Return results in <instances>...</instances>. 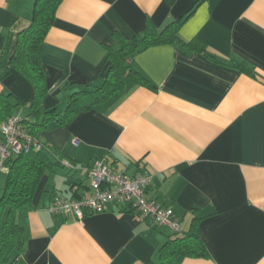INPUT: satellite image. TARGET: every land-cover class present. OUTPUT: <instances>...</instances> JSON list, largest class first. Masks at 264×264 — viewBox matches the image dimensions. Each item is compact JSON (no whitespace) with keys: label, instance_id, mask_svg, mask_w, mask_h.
<instances>
[{"label":"crops","instance_id":"obj_1","mask_svg":"<svg viewBox=\"0 0 264 264\" xmlns=\"http://www.w3.org/2000/svg\"><path fill=\"white\" fill-rule=\"evenodd\" d=\"M197 2L178 31L195 44L153 45L134 55L150 87L126 78L119 96L41 133L59 166L42 178L22 218L26 241L14 264L158 260L172 231L132 209L109 204L78 220L45 208L54 195L78 199L89 191L88 168L97 158L129 175L151 173L147 195L173 208L180 233L196 218L208 257L180 264H264V0H62L39 47L48 85L43 106L62 110L70 92L102 84L105 47L116 31L131 37L147 19L162 29ZM34 3L0 0V53L9 33L29 25ZM1 92L18 104L11 116L28 117L32 87L24 76L11 70Z\"/></svg>","mask_w":264,"mask_h":264},{"label":"trees","instance_id":"obj_2","mask_svg":"<svg viewBox=\"0 0 264 264\" xmlns=\"http://www.w3.org/2000/svg\"><path fill=\"white\" fill-rule=\"evenodd\" d=\"M61 1L35 0L29 25L16 34L9 33L6 45L0 53V80L6 78L11 70H15L31 84L32 98L28 105V117H18L21 128L37 138L44 131L66 126L78 114L92 109L96 104L119 96L124 90L126 78L150 87L132 65L134 55L141 50L159 44L181 42L184 46H190L196 43L182 42L178 31L198 2L179 19L168 23L162 29H158L147 19L142 31L131 37L116 31V41L105 47L107 67L102 84L92 90L79 89L70 92L62 110L45 108L43 99L48 93V85L39 47L53 23L55 10ZM233 65L247 73H253L247 64ZM17 105L12 104L5 93H0V125L11 116ZM43 145L44 148L40 150L11 155L5 161L6 176L0 188V264H14L22 254L26 241L22 218L33 208L42 178L55 166H59V162L51 160L46 144ZM208 254L194 218L188 231L172 232L158 247L157 261L149 260L145 264H180L185 258H206Z\"/></svg>","mask_w":264,"mask_h":264},{"label":"built area","instance_id":"obj_3","mask_svg":"<svg viewBox=\"0 0 264 264\" xmlns=\"http://www.w3.org/2000/svg\"><path fill=\"white\" fill-rule=\"evenodd\" d=\"M78 145L76 138L72 139ZM44 148L43 142L21 128L18 116L8 117L0 125V172L6 171L5 161L11 155L28 153ZM62 164L70 169L75 163L65 159ZM90 190L78 199L63 198L60 195L51 197L45 208L55 215L67 217L73 215L81 220L87 213L106 210L113 204L121 208L133 209L140 219L151 226H167L172 232L180 231V223L170 205L158 202L147 195V188L153 182L149 172L138 171L133 175L117 171L105 159L97 158L88 168Z\"/></svg>","mask_w":264,"mask_h":264},{"label":"rangeland","instance_id":"obj_4","mask_svg":"<svg viewBox=\"0 0 264 264\" xmlns=\"http://www.w3.org/2000/svg\"><path fill=\"white\" fill-rule=\"evenodd\" d=\"M5 173L4 172H0V188L3 186L4 184V180H5Z\"/></svg>","mask_w":264,"mask_h":264}]
</instances>
